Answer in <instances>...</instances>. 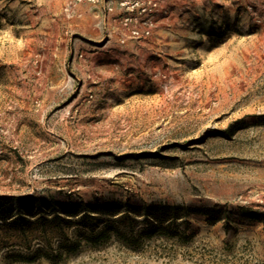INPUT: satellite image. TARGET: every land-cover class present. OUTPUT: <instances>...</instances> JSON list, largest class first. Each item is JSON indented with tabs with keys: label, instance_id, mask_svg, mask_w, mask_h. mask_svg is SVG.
Returning a JSON list of instances; mask_svg holds the SVG:
<instances>
[{
	"label": "rangeland",
	"instance_id": "1",
	"mask_svg": "<svg viewBox=\"0 0 264 264\" xmlns=\"http://www.w3.org/2000/svg\"><path fill=\"white\" fill-rule=\"evenodd\" d=\"M151 1L0 0V264H264V0Z\"/></svg>",
	"mask_w": 264,
	"mask_h": 264
},
{
	"label": "built area",
	"instance_id": "2",
	"mask_svg": "<svg viewBox=\"0 0 264 264\" xmlns=\"http://www.w3.org/2000/svg\"><path fill=\"white\" fill-rule=\"evenodd\" d=\"M152 6L156 9L158 7V0H152L151 1ZM126 4L124 3L123 6H125ZM142 30H137L136 28L133 30V33L137 36L140 35H145L148 36L151 34V29H150V25L148 24V22H146L144 24V26L142 27Z\"/></svg>",
	"mask_w": 264,
	"mask_h": 264
},
{
	"label": "trees",
	"instance_id": "3",
	"mask_svg": "<svg viewBox=\"0 0 264 264\" xmlns=\"http://www.w3.org/2000/svg\"><path fill=\"white\" fill-rule=\"evenodd\" d=\"M108 237V234L107 233H103L101 234L100 236L94 238V242H99L101 240H103L104 238ZM76 248L80 247V244L75 246Z\"/></svg>",
	"mask_w": 264,
	"mask_h": 264
}]
</instances>
